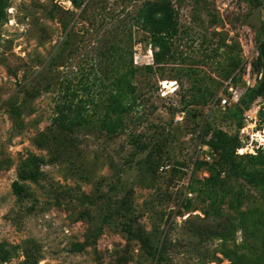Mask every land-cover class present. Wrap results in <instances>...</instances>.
Instances as JSON below:
<instances>
[{
    "label": "rangeland",
    "instance_id": "1",
    "mask_svg": "<svg viewBox=\"0 0 264 264\" xmlns=\"http://www.w3.org/2000/svg\"><path fill=\"white\" fill-rule=\"evenodd\" d=\"M161 1L0 0V264H230L264 234V151L232 150L245 114L242 138L264 135V0H167L158 61ZM232 77L246 94L223 110Z\"/></svg>",
    "mask_w": 264,
    "mask_h": 264
},
{
    "label": "trees",
    "instance_id": "2",
    "mask_svg": "<svg viewBox=\"0 0 264 264\" xmlns=\"http://www.w3.org/2000/svg\"><path fill=\"white\" fill-rule=\"evenodd\" d=\"M147 7L150 8V10L144 13L145 17L142 18L145 20V24L147 26H150L154 30L155 35L159 38L156 46L161 49V52L156 54V56L158 57V61H161L162 59L169 57L172 54V50L170 49V47L168 46L169 44H167L166 41L168 40L167 36H177V21L174 19V11L172 9L171 3L167 0L147 3L146 8ZM157 17L159 18L157 19ZM122 34L123 33L120 32L119 36H121ZM120 84L121 87L119 89V93H121L122 95L128 92V90L131 88L130 81L127 78L121 79ZM240 106L234 107V109H238ZM122 114V111L119 110L117 116L121 117ZM73 120V114L70 109L62 111V117L56 123V130L60 134V136H62V134H67L68 136L74 135L77 128L80 127V124L76 123ZM116 129L117 127H114L110 131V133H115ZM241 145L242 144L239 140V137H234L232 141V150L235 155H237L236 151L241 147ZM255 172L260 173L264 176V168L262 166L256 169ZM260 184L262 187H264V182H261ZM13 191L14 194L20 198L25 196L23 187L20 186L17 182L13 185ZM236 212L237 211H235V214H238V212ZM229 216L231 217L230 220L232 221V228L228 234V237H232L236 226V224L233 222L236 221L237 218L234 217V214L231 213ZM257 227L264 231V214L259 217L257 221ZM230 242H232V239H230ZM229 247L230 249H227L226 252H224V255L230 261V264H264V234L256 237V239L250 246V249H247L248 251H245L243 253H240L237 247Z\"/></svg>",
    "mask_w": 264,
    "mask_h": 264
},
{
    "label": "built area",
    "instance_id": "3",
    "mask_svg": "<svg viewBox=\"0 0 264 264\" xmlns=\"http://www.w3.org/2000/svg\"><path fill=\"white\" fill-rule=\"evenodd\" d=\"M144 61L146 64H153L154 63V56L151 53V50L148 51V54L145 57H141L140 55H136L134 57V64L135 66H138ZM236 78L232 77L231 79H228L224 82V89L219 97V107L223 110L230 108V107H238L241 105V103L244 100V96L246 94V91L242 89L241 84H238L236 82ZM175 84L177 86V83H170V82H162L161 83V91L162 93H167L169 90L168 85ZM174 86V87H175ZM245 127L240 130L241 137L239 138L241 142V147L237 149L236 154L238 156H257V154L260 151H264V135H262L260 132L252 134H247L246 139H243L242 137L247 132L248 127L253 126V120L255 119L250 114H245ZM187 118L186 112H180L175 122L176 124H182L185 122ZM247 127V128H246ZM253 130V129H251ZM214 154L212 153L211 156L208 158V161H212L211 158H213Z\"/></svg>",
    "mask_w": 264,
    "mask_h": 264
},
{
    "label": "bare ground",
    "instance_id": "4",
    "mask_svg": "<svg viewBox=\"0 0 264 264\" xmlns=\"http://www.w3.org/2000/svg\"><path fill=\"white\" fill-rule=\"evenodd\" d=\"M173 86H175V84H174ZM168 87H169V86H168Z\"/></svg>",
    "mask_w": 264,
    "mask_h": 264
}]
</instances>
